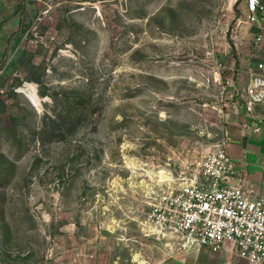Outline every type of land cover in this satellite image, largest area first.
<instances>
[{"label":"rangeland","instance_id":"374dc122","mask_svg":"<svg viewBox=\"0 0 264 264\" xmlns=\"http://www.w3.org/2000/svg\"><path fill=\"white\" fill-rule=\"evenodd\" d=\"M247 17L246 0H0V264L181 254L149 203L251 124L262 55ZM78 94L95 114L53 134ZM53 109L61 122L46 127ZM208 250L252 264L230 243Z\"/></svg>","mask_w":264,"mask_h":264},{"label":"built area","instance_id":"2783aa9c","mask_svg":"<svg viewBox=\"0 0 264 264\" xmlns=\"http://www.w3.org/2000/svg\"><path fill=\"white\" fill-rule=\"evenodd\" d=\"M246 7V23L259 31L255 48L262 56L250 69L244 109L252 122L258 121L256 131H260L264 117L257 115V108L264 105V0H246ZM228 142L203 158L197 175L170 185L152 199L149 222L176 235L182 253L203 247L217 252L230 243L239 258L264 264V156L262 191L257 192L237 170L226 150Z\"/></svg>","mask_w":264,"mask_h":264},{"label":"crops","instance_id":"0c3cea01","mask_svg":"<svg viewBox=\"0 0 264 264\" xmlns=\"http://www.w3.org/2000/svg\"><path fill=\"white\" fill-rule=\"evenodd\" d=\"M264 117V114H258ZM258 121L251 122V126L244 125L241 131L233 133L226 150L236 163V168L245 175V182L254 186L257 192H261L262 171L261 160L264 156V121L260 131H256ZM242 177V176H241ZM236 183V180H230ZM203 247L198 250H191L179 254L170 264H230L229 261L222 262L221 259L231 257L227 251L214 254ZM224 260V259H222Z\"/></svg>","mask_w":264,"mask_h":264},{"label":"trees","instance_id":"16d2710c","mask_svg":"<svg viewBox=\"0 0 264 264\" xmlns=\"http://www.w3.org/2000/svg\"><path fill=\"white\" fill-rule=\"evenodd\" d=\"M59 101L60 100L54 99L56 108H59ZM66 103L68 104V109L66 111L67 116L64 128H61L60 130L53 128L58 122H61V115L57 113V109L49 110V114L44 115L46 127H52L53 134L58 132L59 135H64L68 132V130L75 129L78 125V122L81 121L82 118L87 117L90 114H95L96 112L93 110L91 101L87 100L80 94L68 99Z\"/></svg>","mask_w":264,"mask_h":264},{"label":"bare ground","instance_id":"6f19581e","mask_svg":"<svg viewBox=\"0 0 264 264\" xmlns=\"http://www.w3.org/2000/svg\"><path fill=\"white\" fill-rule=\"evenodd\" d=\"M164 174V173H163ZM165 175V174H164ZM166 176V175H165ZM162 178H164V177H162ZM165 178H167V177H165Z\"/></svg>","mask_w":264,"mask_h":264}]
</instances>
